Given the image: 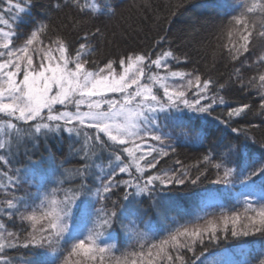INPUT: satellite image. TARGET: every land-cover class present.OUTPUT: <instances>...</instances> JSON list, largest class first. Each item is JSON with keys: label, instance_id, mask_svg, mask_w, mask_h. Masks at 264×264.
<instances>
[{"label": "snow or ice", "instance_id": "obj_1", "mask_svg": "<svg viewBox=\"0 0 264 264\" xmlns=\"http://www.w3.org/2000/svg\"><path fill=\"white\" fill-rule=\"evenodd\" d=\"M22 3L30 5V0H22ZM187 3L190 4V0ZM214 3L219 9H232L231 13H225L228 17L225 27L230 37L234 31L240 32L243 43L229 49L231 58L238 60L242 55L240 50L248 52L251 47L254 32L248 28V22L257 10L264 15V0H253L251 4L247 0L243 4L230 0H214ZM14 7L19 13L29 10L21 3ZM64 7L75 8L87 18L111 16L117 11V6L107 0H91L90 3L67 0ZM179 9L188 11L186 0H180L171 15H177ZM46 29L47 25L41 24L19 47L14 44L13 33L0 29L4 37L0 44V162L9 168L3 173L8 184L0 187L11 195L6 207H0V218L18 216L22 226L25 221L31 222V231L25 230L23 234L8 231L6 225L0 223V264H13L6 252L21 248L29 251L23 264H72L70 257L74 255H83L93 264L99 257V264H104L106 254L115 256L118 251V243L113 242L119 239V233L113 235L117 223L127 235L131 252L123 253V258L115 256V264H129L128 256L133 257L130 264H157L165 259L168 264H177V261L186 264L184 253L195 255L197 246L207 250L221 239L264 235V151L254 152L240 140L245 129L231 126L237 122L231 118L250 110L248 104L229 107L228 120L214 118L217 124L231 128L235 135H230L223 128H213V121L208 119L218 103L215 93L209 95L211 79L203 80V86L199 87L201 78L197 75V98L190 99L180 85L169 80L176 77L183 80L192 73L150 74L152 65L168 69L170 59L180 62L172 50L157 53L155 59L130 52L120 57L122 71L119 73L112 60L90 71L86 67L90 61L85 51L92 50L89 33H85L84 42L79 43L75 55H71L70 46L59 36L50 41L48 49L33 48L38 40L43 43L40 37ZM99 34L97 28L91 38ZM259 37L264 39V30ZM164 39L160 38L157 47L162 46ZM52 46L60 53L58 58L51 54ZM36 51H43L44 55L36 56L39 63L34 65L32 53ZM260 59L264 61V57ZM191 83L189 79L188 85ZM249 86L257 87L255 79L248 85L241 83V89ZM223 87L220 85L221 89ZM259 88L264 89V75L259 76ZM158 89L163 90L162 96ZM260 97V114L264 115V91L260 92ZM224 104V99L219 97V105ZM69 106L76 110L69 111ZM82 106L87 110L82 111ZM163 120L170 121L171 127L186 129L185 135L193 134V140L201 146L213 132L220 133L216 137L218 143L203 156V162L215 168L216 179L212 183L223 185L225 191L197 194L192 203L203 214L183 222L178 201L171 196L157 199L156 193H169L187 184L201 183L207 167L194 177L183 169H159L162 159L170 152L175 153L177 148L172 135L163 131ZM63 133L75 136L70 151L82 162L79 167L64 168L68 159L57 163L56 155L51 152L46 159H33L29 145L34 151L42 141L49 142L50 138ZM81 140L82 146L75 147ZM21 147L25 149L23 155L27 162L13 170L11 165L13 161L19 163ZM261 147L264 149V145ZM105 152L108 153L107 164L100 167L96 163L97 153ZM121 174H126L127 178L121 179ZM23 185L34 188L35 194L17 195ZM8 188L12 189L10 193ZM116 190L122 191L120 199H112ZM223 196L233 197L235 204L226 209L220 202ZM139 197L151 201V207L165 225L162 231L143 219L138 207ZM210 207H218L219 211H207ZM173 211H177L179 219L170 217ZM130 216L135 220H129ZM137 220L144 225V230ZM40 221L44 223L37 228ZM237 256L241 258L235 259ZM262 256L264 245L258 251L238 248L204 259L201 252L191 264L197 261L200 264H255L257 260L264 264Z\"/></svg>", "mask_w": 264, "mask_h": 264}, {"label": "trees", "instance_id": "obj_2", "mask_svg": "<svg viewBox=\"0 0 264 264\" xmlns=\"http://www.w3.org/2000/svg\"><path fill=\"white\" fill-rule=\"evenodd\" d=\"M67 0H30V5H25L22 0H0V20L4 21L0 23V26L8 29V32L14 34V44L16 47L22 46L25 39L30 35L32 31L39 28L41 24H46L47 29L45 33L40 37L43 41L41 44L38 40L34 43V49H48L51 40H55L58 36L62 37L70 46L71 55H75V51L79 48V43L84 42L82 37L85 33H89V43L91 45V51L87 49V58L90 63L86 65L88 70H96L97 67H102L108 60L114 62V68L117 73L122 69L119 66L120 57L130 53H143L151 56L152 59L156 58L157 53L163 51L172 50L180 62L175 60H169L168 69H157L155 65H152V70H159L160 76L167 75L169 71H179L182 73H192L191 76H185L183 80L179 77L170 78V83L176 82L181 86V90H184L188 94L190 99H195L198 92V86L195 77L200 76L201 82L199 87L203 86V80L211 79L213 82L210 85L211 91L209 95L216 94L218 103L215 111L211 117H208L210 121H213V128H223L224 132L230 135V127L219 125L215 122L214 118L219 116L222 119L228 120L227 115L229 107H237L242 104H248L250 110H246L240 117L231 118L235 123H232V127H238L245 129V133L240 135V140L246 143L254 152L259 153L264 151L261 145H264V115L260 114L261 97L260 92L264 89L259 88V76L264 75V61H261V57H264V39L259 37L260 31L264 30V15L258 10L254 17L248 22V28L254 32V39L251 41V47L248 52H243L239 56L238 60H233L229 49L234 44L237 46L242 44L240 39V32L234 31L230 37L228 30L225 27L228 17L226 12L231 13V8L219 9L215 6L214 0H190V4L187 3L188 11L179 9L177 15L172 16L171 11L180 3V0H107L111 5L117 6V11L111 16H99L98 18L82 17L75 8L64 7ZM86 0H81V3ZM91 2V0H87ZM102 2V0H97ZM230 2L236 4H243L245 0H230ZM253 0H247L248 4H251ZM21 3L22 7H26L29 10L25 13H19L14 5ZM59 5V7H57ZM99 28L100 34L95 39L91 38V34L96 32ZM164 37L162 46L157 47V42L160 38ZM51 53H59L55 46H52ZM34 55V65L38 64L36 56L42 57L43 51H36L32 53ZM69 55V53H66ZM187 60H184V57ZM239 70V71H237ZM191 80V86L188 85V80ZM255 79L257 84L256 88L251 86L246 89H241V83L248 85L249 81ZM220 85H224L221 89ZM219 97H222L225 101L224 105H219ZM203 103V101H202ZM163 131L169 132L173 137V142L176 143V152L169 153L168 157H164L159 164L160 170H173L183 169L187 170L193 177L198 175L200 171H204L207 167L205 177L202 178V182L193 186L187 184L181 186L178 190L169 193H156V198L159 199L163 196H171L176 199L179 204V213L183 216L184 220L192 218L195 215H202V212H198L194 207L192 201L197 194L211 191L224 192L223 185L213 184L212 181L216 179L215 168L205 165L203 162V156L208 154L218 143L216 137L220 135L218 132H213L208 141L201 146L193 140V134L186 133V129L174 128L169 126L170 121L163 120ZM251 125H255L252 127ZM26 127V126H25ZM247 136V139L245 138ZM75 136L69 137L67 133L56 135L50 138L49 142H41V146L34 151L29 145V151L33 154V159L40 160L46 159L49 152L56 155L57 163L68 159V163L63 165L64 168L73 169L79 167L81 161L71 155V147ZM150 143H155L150 141ZM80 144H76L75 147H81ZM131 146V145H129ZM25 149L23 147L19 150V155L16 161H13L11 168L14 170L20 164L26 163L27 159L23 155ZM139 155V153H137ZM99 157L96 159L97 165L104 167L107 164L108 153H97ZM124 159L128 162L129 157L125 154ZM179 161V163H177ZM143 163V162H141ZM8 165H4L0 162V185H7L8 178L3 175L8 171ZM99 171V168L95 169ZM133 173L135 168H132ZM121 179H126V174H121ZM94 179V178H93ZM69 185H65L68 187ZM51 187V185L49 186ZM11 188H8L7 192L10 193ZM131 191V190H130ZM24 193L35 194L34 188H29L28 185H23L17 191V195H23ZM122 196L121 190H116V194L112 196V199H120ZM11 195L6 194L5 188L0 187V207H6V200L10 199ZM141 202L138 207L143 213V219L148 221L150 225L162 231L165 227L161 221L159 215L151 207V201L147 197L137 198ZM227 209L235 204V199L231 196H223L220 201ZM39 202L36 201V204ZM98 206V205H97ZM207 211L213 210L219 211V208H207ZM191 214L190 215H187ZM77 215L79 211L77 210ZM39 215V213H38ZM170 217H176L177 211L169 213ZM129 220H135V217L130 216ZM128 221H125L127 223ZM0 223H4L8 231L25 233V230L31 231V222L25 221L23 226L18 216L15 219H11L7 216L0 218ZM44 222L40 221L36 227L39 228ZM137 224L144 230V225L137 220ZM229 227L231 225L229 224ZM119 233L118 251L115 256L123 258V253L131 252V248L128 247L129 240L127 235L120 228L119 223L114 225L113 235ZM6 234V233H5ZM264 245V235L255 234L248 237H241L239 239L228 240L221 239L218 244L208 246L207 250L197 246L195 255L193 253L185 252L186 264H191L196 256H199L203 252L204 258H211L218 253L225 250H234L238 248H244L247 250H259ZM68 247V246H66ZM155 253V250H153ZM67 253H65L66 255ZM173 256L175 252L171 253ZM255 254V253H254ZM8 258L13 260V264H23L24 259L28 258L29 251L25 249L8 250L6 252ZM115 256L113 254H106L104 264H115ZM240 259L241 257H234ZM133 257L128 256L129 264ZM264 259V256L260 257ZM72 264H76L77 261L80 264H93L92 261L87 260L83 255H74L70 257ZM96 264H99V257ZM157 264H168L165 259ZM177 264L179 262L177 261ZM197 264H200L197 261ZM259 264V260L255 262Z\"/></svg>", "mask_w": 264, "mask_h": 264}, {"label": "rangeland", "instance_id": "obj_3", "mask_svg": "<svg viewBox=\"0 0 264 264\" xmlns=\"http://www.w3.org/2000/svg\"><path fill=\"white\" fill-rule=\"evenodd\" d=\"M0 29H2L3 32H8V29H6V28L3 27V26H0ZM3 42H4V37H3L2 34H0V44H2ZM51 54H52L53 56L57 57V58H58L59 55H60V53H51ZM38 63H39V61H38ZM150 74H159V75H160V71L157 70V69H155V70H152ZM169 83H170V81H169ZM174 83L176 84V82H174ZM158 91H159V94L162 96V95H163V90H162V89H158ZM61 110H63V109H61ZM68 110H69V111H75L76 109H75L74 106H69V109H68ZM81 110H82V111H86L87 109H86V107H83V106H82Z\"/></svg>", "mask_w": 264, "mask_h": 264}]
</instances>
